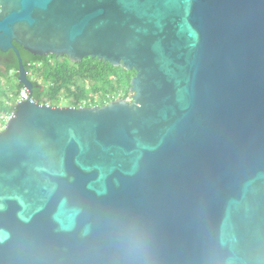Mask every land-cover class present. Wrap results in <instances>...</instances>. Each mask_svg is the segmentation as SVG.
<instances>
[{
  "label": "water",
  "instance_id": "water-1",
  "mask_svg": "<svg viewBox=\"0 0 264 264\" xmlns=\"http://www.w3.org/2000/svg\"><path fill=\"white\" fill-rule=\"evenodd\" d=\"M126 70L131 100L27 98L0 130V264H264V0H0V50Z\"/></svg>",
  "mask_w": 264,
  "mask_h": 264
},
{
  "label": "trees",
  "instance_id": "trees-1",
  "mask_svg": "<svg viewBox=\"0 0 264 264\" xmlns=\"http://www.w3.org/2000/svg\"><path fill=\"white\" fill-rule=\"evenodd\" d=\"M25 52L31 57L25 59ZM25 52L21 48L20 57L32 83V98L37 103L79 107L102 105L119 98L131 100L129 88L135 70L91 57L73 62L66 56ZM18 75V66L12 71L0 70V112L14 109L17 91L23 86L17 81Z\"/></svg>",
  "mask_w": 264,
  "mask_h": 264
},
{
  "label": "flooded vegetation",
  "instance_id": "flooded-vegetation-1",
  "mask_svg": "<svg viewBox=\"0 0 264 264\" xmlns=\"http://www.w3.org/2000/svg\"><path fill=\"white\" fill-rule=\"evenodd\" d=\"M23 49L16 41H12V48L7 49L6 51L0 50V70H14V67L18 66L19 68V59L20 49ZM25 52V49H23ZM25 52V59L29 58ZM53 57H50V59ZM22 61V60H21ZM23 63V62H22Z\"/></svg>",
  "mask_w": 264,
  "mask_h": 264
},
{
  "label": "built area",
  "instance_id": "built-area-1",
  "mask_svg": "<svg viewBox=\"0 0 264 264\" xmlns=\"http://www.w3.org/2000/svg\"><path fill=\"white\" fill-rule=\"evenodd\" d=\"M8 96L12 97V94L8 93ZM107 97H109V95H107ZM25 98H27V89L25 86H23L17 91L16 102L23 101V100H25ZM60 99H62V97ZM45 104L49 105L48 103H45ZM13 112H14V110L0 112V129L4 128L5 123L10 118V116L13 114Z\"/></svg>",
  "mask_w": 264,
  "mask_h": 264
},
{
  "label": "clouds",
  "instance_id": "clouds-1",
  "mask_svg": "<svg viewBox=\"0 0 264 264\" xmlns=\"http://www.w3.org/2000/svg\"><path fill=\"white\" fill-rule=\"evenodd\" d=\"M17 81H18V80H17ZM23 86H24V85H23ZM23 86H22V87H23ZM25 87H26V86H25ZM19 89H20V88H19ZM32 99H33V98H32ZM32 99H31V100H32ZM33 101H34V100H33ZM15 102H16V100H15ZM15 102H14V106H15V104L17 103V102L15 103ZM39 104H45V103H39ZM49 106H67V105H61V103H59L58 105H50V104H49ZM90 106H91V105H90ZM79 107H80V106H79ZM13 110L15 111V107H14ZM13 113H14V112H13ZM5 124H6V123H5ZM4 126H5V125H4ZM2 129H3V128H2ZM0 130H1V129H0Z\"/></svg>",
  "mask_w": 264,
  "mask_h": 264
},
{
  "label": "rangeland",
  "instance_id": "rangeland-1",
  "mask_svg": "<svg viewBox=\"0 0 264 264\" xmlns=\"http://www.w3.org/2000/svg\"><path fill=\"white\" fill-rule=\"evenodd\" d=\"M131 94H132V92H131ZM126 100L129 101L130 100L129 97Z\"/></svg>",
  "mask_w": 264,
  "mask_h": 264
}]
</instances>
